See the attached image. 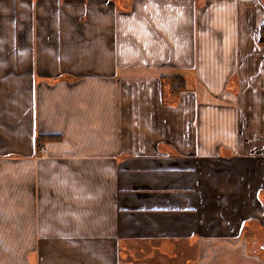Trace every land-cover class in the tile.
Segmentation results:
<instances>
[{
    "label": "crops",
    "instance_id": "1",
    "mask_svg": "<svg viewBox=\"0 0 264 264\" xmlns=\"http://www.w3.org/2000/svg\"><path fill=\"white\" fill-rule=\"evenodd\" d=\"M261 26L264 0H0V264L263 238Z\"/></svg>",
    "mask_w": 264,
    "mask_h": 264
},
{
    "label": "rangeland",
    "instance_id": "2",
    "mask_svg": "<svg viewBox=\"0 0 264 264\" xmlns=\"http://www.w3.org/2000/svg\"><path fill=\"white\" fill-rule=\"evenodd\" d=\"M244 116H250L248 111L244 112ZM249 122L245 129L248 132L247 135L252 136L254 125ZM260 133H262V144H264V128L259 130L258 134ZM257 224H259L257 220L248 221L244 225L241 235L237 237H215L212 244L209 245V251L199 249L200 251L197 253L188 252L176 258L167 255L164 264H264V237L258 238L253 233ZM257 245H260L258 251ZM162 260L159 259V262ZM154 263L155 260H152L151 264Z\"/></svg>",
    "mask_w": 264,
    "mask_h": 264
},
{
    "label": "trees",
    "instance_id": "3",
    "mask_svg": "<svg viewBox=\"0 0 264 264\" xmlns=\"http://www.w3.org/2000/svg\"><path fill=\"white\" fill-rule=\"evenodd\" d=\"M260 42L264 43V26H261ZM170 80L171 86L175 89H183L186 86V79L183 76H165Z\"/></svg>",
    "mask_w": 264,
    "mask_h": 264
}]
</instances>
